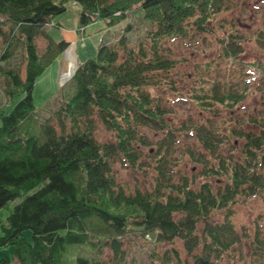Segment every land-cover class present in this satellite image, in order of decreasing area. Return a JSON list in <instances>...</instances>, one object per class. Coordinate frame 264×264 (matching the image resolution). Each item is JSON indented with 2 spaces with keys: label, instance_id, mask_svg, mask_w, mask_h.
<instances>
[{
  "label": "trees",
  "instance_id": "1",
  "mask_svg": "<svg viewBox=\"0 0 264 264\" xmlns=\"http://www.w3.org/2000/svg\"><path fill=\"white\" fill-rule=\"evenodd\" d=\"M66 1L0 0V208L21 197L0 221V248L8 249L0 264H70L72 245H80L75 264H102L97 254L103 250L112 254V264H128L122 246L133 230L153 241L182 240L191 259L172 248L163 251V262L219 264L224 254H234L240 239L230 219L233 204L257 194L264 201V136L239 131L246 139L243 159L232 161L217 153L227 135L199 123L194 132L204 149L198 157L201 172L220 181L214 187L195 175L198 185L187 174L176 178L169 154L174 134L167 127L172 101L166 95L155 99L154 91L162 85L177 89L169 77L177 59L163 42L213 32L214 17L232 0H72L79 4L77 31L96 20L108 26L127 22L113 42H102L79 62L69 80L70 94L44 115L34 104L33 90L70 44L56 40L46 27L54 14L66 10ZM135 13L140 17L134 19ZM235 32L221 40L223 57L242 50ZM258 39L264 46V37ZM17 55L23 71L12 64ZM226 92L214 85L211 94L195 95L196 103L210 105L211 98L225 96L232 106L231 100L243 98ZM99 125L112 131V140L96 138ZM157 129H163L162 142L147 132ZM152 143V187L130 190L119 181L115 164L143 170L142 148L151 149ZM220 210L222 218L213 219ZM258 240L255 235L250 241L253 250Z\"/></svg>",
  "mask_w": 264,
  "mask_h": 264
},
{
  "label": "rangeland",
  "instance_id": "2",
  "mask_svg": "<svg viewBox=\"0 0 264 264\" xmlns=\"http://www.w3.org/2000/svg\"><path fill=\"white\" fill-rule=\"evenodd\" d=\"M78 12L79 4L68 0L66 10L54 14L51 24L46 26L56 40L71 41L70 48L73 47L76 67L79 62L94 55L102 42H113L127 22L124 18L108 26L104 20H96L93 24L87 25L84 31H77ZM139 17V13L133 16L134 19ZM57 23L61 27L56 26ZM211 25L213 32L193 33L188 38L163 42L168 55L177 59V65L173 72L169 73L177 89L169 91L164 85L161 88H155L156 86L152 88L157 89L154 91L157 94L155 99L161 100L160 96L166 95L172 101L170 111L167 112L170 123L167 127L171 129L172 135L174 134V138L169 134L173 141L168 151L173 156L170 162L174 163L172 168L177 175L175 177L187 174L192 178L193 183L195 180V185H198L199 181L196 178L198 176L200 181L209 180L214 187H217L219 178L201 172L204 164L198 160V157L201 156L199 151L204 149L196 139L194 130L201 129L198 128L200 123L214 130L217 129L221 134H226L227 138L221 142L217 153L219 155L220 151L221 154L230 156L232 161L243 159L242 149L246 139L239 131L264 136V46L258 42L259 35L264 37V0H232L231 6L217 14ZM230 30L240 35L238 40L242 50L235 57H223L221 40ZM38 43L43 47L45 41L40 38ZM67 61V53L61 51L36 80L33 99L41 114H49L57 105L58 98L70 94L68 92L70 77L66 78L65 82L62 80L68 66ZM12 64L23 71L21 55L12 58ZM259 65L261 70H257ZM214 85H217L218 92L230 91L226 92L227 95L232 94L235 97L242 95L243 98L235 102L234 99L231 100L232 106L228 105L230 102L225 96H222L223 101L212 99L210 96L212 100L210 105L196 103L195 95L211 94ZM0 100L3 101L1 93ZM232 128L235 132H231ZM162 130H147V132L154 140L162 142ZM95 134L99 140H112L114 137L112 131L103 125L97 126ZM151 145V149L149 146L142 148L143 170L127 168L120 163L115 164L119 181L127 185L130 190L136 187H152L155 170L151 153L155 151L153 148L155 143ZM262 173L264 174V168ZM20 198L10 200L7 206L0 208V221L4 220ZM232 209L230 219L238 229L240 239L239 243L234 245V254H224L222 258L220 257L219 264H264L263 199L258 194L248 198L239 197V201L233 204ZM222 215L223 211H215L212 218L220 220ZM24 234L30 239L29 229L25 230ZM255 235L259 239V247L253 250L250 241ZM79 246L72 245L68 248L71 256L69 257L67 253V260L70 264H75L76 254H80ZM122 247L126 251L125 259L128 264H176L173 258L164 262L161 259L163 251L167 252L166 250L172 248L180 251L182 259H191L181 239L175 238L171 242L153 241L147 236L143 237L138 230L130 231L129 235L124 237ZM152 251H155V256L151 255ZM7 252L8 249L0 248V256ZM108 252L103 250L102 254L96 253L102 264H112L114 258Z\"/></svg>",
  "mask_w": 264,
  "mask_h": 264
},
{
  "label": "bare ground",
  "instance_id": "3",
  "mask_svg": "<svg viewBox=\"0 0 264 264\" xmlns=\"http://www.w3.org/2000/svg\"><path fill=\"white\" fill-rule=\"evenodd\" d=\"M72 48H69V49L67 48V50H65V52L67 53V58H68V61H67L68 66H67L66 72L62 76L63 81L66 80V78H69V77L71 78V76L73 75V72L77 66V65L75 66L74 53H73Z\"/></svg>",
  "mask_w": 264,
  "mask_h": 264
},
{
  "label": "crops",
  "instance_id": "4",
  "mask_svg": "<svg viewBox=\"0 0 264 264\" xmlns=\"http://www.w3.org/2000/svg\"><path fill=\"white\" fill-rule=\"evenodd\" d=\"M58 24V23H57ZM59 25V24H58ZM82 30V29H81ZM84 31V30H83ZM71 39H73V38H71ZM70 42V44H69V46L67 47V48H70V45H71V41H69ZM72 42H74V40L72 41ZM67 50V49H66Z\"/></svg>",
  "mask_w": 264,
  "mask_h": 264
},
{
  "label": "water",
  "instance_id": "5",
  "mask_svg": "<svg viewBox=\"0 0 264 264\" xmlns=\"http://www.w3.org/2000/svg\"><path fill=\"white\" fill-rule=\"evenodd\" d=\"M76 68H77V67H76ZM76 68H75V70H76ZM75 70H74V72H75ZM74 72H73V73H74Z\"/></svg>",
  "mask_w": 264,
  "mask_h": 264
}]
</instances>
